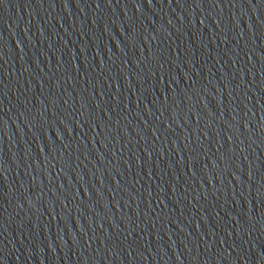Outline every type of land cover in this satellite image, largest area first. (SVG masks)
Returning <instances> with one entry per match:
<instances>
[{
    "label": "water",
    "instance_id": "obj_1",
    "mask_svg": "<svg viewBox=\"0 0 264 264\" xmlns=\"http://www.w3.org/2000/svg\"><path fill=\"white\" fill-rule=\"evenodd\" d=\"M0 264H264V0H0Z\"/></svg>",
    "mask_w": 264,
    "mask_h": 264
}]
</instances>
